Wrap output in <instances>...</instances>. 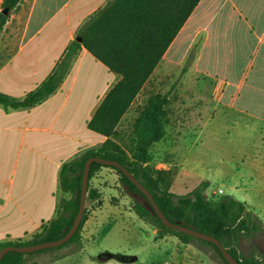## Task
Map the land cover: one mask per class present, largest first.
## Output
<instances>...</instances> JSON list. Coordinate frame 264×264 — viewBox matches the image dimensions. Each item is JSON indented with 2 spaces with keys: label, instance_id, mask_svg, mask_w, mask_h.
<instances>
[{
  "label": "crops",
  "instance_id": "obj_1",
  "mask_svg": "<svg viewBox=\"0 0 264 264\" xmlns=\"http://www.w3.org/2000/svg\"><path fill=\"white\" fill-rule=\"evenodd\" d=\"M110 1L24 0L20 8L27 6L23 23L16 28L11 25L10 16L0 32V92L24 97L35 89L78 39L76 28L83 27ZM193 47L195 70L215 79L218 101L264 124V0H200L147 82L161 64L187 61ZM222 55H226L225 68L211 65L213 59L218 61ZM240 66L241 73L237 74ZM88 69L92 72L87 75ZM83 71L86 74L82 85L75 92ZM119 79V75L82 46L72 58L64 81L45 101L22 108L6 109L0 105V230L5 231L0 242L22 239L26 233L41 230L43 223L54 217L62 165L98 140L89 122L97 105ZM87 103L91 105L88 116L85 115L83 124H76L80 105ZM251 126L254 128V123ZM259 128L257 140L250 144L251 148H256L251 158L255 170L245 174L252 179L264 177V128ZM103 168L118 175L115 169ZM103 204L93 210L82 230L80 252L86 257L56 261L157 264L155 259L141 261L136 255L98 249L93 228L95 214ZM45 207L54 213L47 219L43 218ZM255 235L250 238L252 244ZM167 236L170 235L163 238ZM177 238L181 244L191 246ZM182 251L181 248L179 258ZM104 254L109 256L102 258ZM165 264H184V261L167 260Z\"/></svg>",
  "mask_w": 264,
  "mask_h": 264
},
{
  "label": "trees",
  "instance_id": "obj_2",
  "mask_svg": "<svg viewBox=\"0 0 264 264\" xmlns=\"http://www.w3.org/2000/svg\"><path fill=\"white\" fill-rule=\"evenodd\" d=\"M199 1L111 0L82 27L79 36L82 40L75 39L71 43L54 70L35 89L24 97L0 92V105L6 109L32 107L42 103L64 81L72 58L82 46L120 76L89 122L90 129L106 136V140L98 149L90 148L62 165L60 185L62 191L69 196L60 199L54 217L45 223L43 230L31 240L0 242V248L5 245H29L63 237L72 227L80 208L86 161L91 156H101L115 159L127 167L151 191L170 220L219 238L240 264H264V252L255 243L248 253L239 248L241 236L250 239L257 232L264 230L259 216L249 210L245 202L231 195L209 198L206 194L208 181H202L199 186L186 194H176L171 190L174 171L158 168L153 164L152 146L166 135L164 114L169 101L168 93H158L147 103L137 120L131 151L115 139L118 134L117 126L123 115L132 105ZM23 2L24 0H3L0 10V32L10 18L9 12L19 10ZM4 8H8V13L3 11ZM188 58H190L187 60L188 63L195 58V47L190 51ZM103 167L115 169L121 183L131 193L138 194L145 200L135 197L133 209L140 218L156 228L157 239L166 235H175L183 243L199 241L208 244L215 249L216 254L225 264H230L215 243L167 226L157 212L150 209L148 204L151 203L146 195L124 171L116 166L96 161L92 163L89 199L100 200L101 193L91 186V180ZM88 218L89 209L86 207L79 229L63 245L28 253L9 251L0 260V264H45L56 259L40 260L30 257L36 253L59 250L54 255V258H59L68 252L81 249L82 230ZM64 248L67 250L63 251Z\"/></svg>",
  "mask_w": 264,
  "mask_h": 264
},
{
  "label": "rangeland",
  "instance_id": "obj_3",
  "mask_svg": "<svg viewBox=\"0 0 264 264\" xmlns=\"http://www.w3.org/2000/svg\"><path fill=\"white\" fill-rule=\"evenodd\" d=\"M0 9H2V3H0ZM9 13L13 19L11 25L17 28L27 15V6ZM81 29L82 26L76 28V37L80 36ZM193 60L191 63L188 61L167 62L160 65L155 76L144 84L123 115L117 126L118 134L115 139L131 151L136 123L147 103L158 93H168L169 101L164 114L166 135L164 139L152 146L151 151L154 155L153 164L156 167L174 171L171 190L176 194H186L199 186L202 181H208L206 194L209 198L231 195L247 202L252 209L250 210L259 216L264 226V177L252 179L245 175L255 170L252 168L251 158L256 148H251L250 144L257 140L259 135L257 129H260L259 126L264 128V124L220 103L217 99L218 90L215 79L207 74L196 72ZM213 64L220 69L225 68L226 55H222L218 61L213 59L211 65ZM240 69L241 66L237 74L241 73ZM91 70H87V75L91 74ZM212 70L215 69L212 68ZM84 74H86L84 71L81 72L75 92L81 87ZM90 106L88 103L80 105L76 124H83ZM252 123L254 128L251 126ZM95 135L98 140L91 148L98 149L107 137L97 132ZM104 169L101 168L91 180V186L101 193L100 200L87 197L86 206L90 216L93 210L105 201L95 214L93 231L98 249L107 248L122 254L136 255L141 261L155 259L157 264H165L167 260L176 262L177 259H183L184 264H203V262L225 264L216 254L215 249L208 244L194 241L191 246L183 245L173 235L157 239L156 228L140 218L133 209L135 197L145 200L138 194L131 193L121 183L117 174L114 172L111 174L107 172L111 170ZM221 189L223 192H220ZM63 196H69V194L59 188L58 204ZM51 214H54L51 208H43V218L47 219ZM43 225L41 230L26 233L22 239L13 241L31 240L43 230ZM4 235L5 231L0 230V237ZM252 241L264 251V230L257 232ZM181 248L183 254L179 258ZM239 248L248 253L252 248L251 239L242 236ZM65 250L67 248L63 249ZM56 252L59 250L36 253L30 259H84L86 257L80 249L68 252L59 258H54ZM74 252L76 254L72 255ZM101 256L103 258L109 255ZM120 258L130 257L120 256ZM55 261H51L53 262L51 264H64L65 260Z\"/></svg>",
  "mask_w": 264,
  "mask_h": 264
},
{
  "label": "water",
  "instance_id": "obj_4",
  "mask_svg": "<svg viewBox=\"0 0 264 264\" xmlns=\"http://www.w3.org/2000/svg\"><path fill=\"white\" fill-rule=\"evenodd\" d=\"M4 12L8 13V8L3 9ZM78 40H82V37H78ZM100 162L105 165H113L124 171L131 180L139 187V189L146 195L148 200L150 201L151 205H149L150 209H154L157 214L162 218L163 222L176 230L182 231L184 233L193 235L195 237L208 240L210 242L215 243L218 245L223 252L225 258L228 260L230 264H240L238 260L234 257V255L223 245L221 240L211 234L199 231L197 229H194L192 227H189L187 225H184L179 222H174L169 219V217L163 212L157 201L155 200L153 194L151 191L139 180L135 177V175L127 169L124 165H122L119 161L115 159H110L106 157L101 156H91L88 158L85 164L84 168V174H83V182H82V191H81V202H80V208L79 211L74 219L72 227L68 230V232L61 238L50 240V241H43L39 243H33L29 245H5L2 248H0V260L4 257V255L9 251H18V252H33L38 251L40 249L49 248V247H56L63 245L67 241H69L73 235L77 232V230L80 227V224L83 220L86 206H87V197H88V191H89V181H90V170L93 162ZM124 259V258H121Z\"/></svg>",
  "mask_w": 264,
  "mask_h": 264
},
{
  "label": "built area",
  "instance_id": "obj_5",
  "mask_svg": "<svg viewBox=\"0 0 264 264\" xmlns=\"http://www.w3.org/2000/svg\"><path fill=\"white\" fill-rule=\"evenodd\" d=\"M220 192H223V190L221 189Z\"/></svg>",
  "mask_w": 264,
  "mask_h": 264
}]
</instances>
